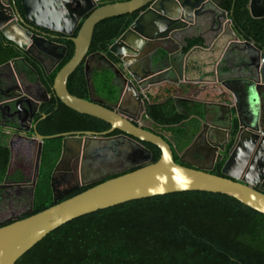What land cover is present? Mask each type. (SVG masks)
Returning a JSON list of instances; mask_svg holds the SVG:
<instances>
[{
	"label": "water",
	"instance_id": "95a60500",
	"mask_svg": "<svg viewBox=\"0 0 264 264\" xmlns=\"http://www.w3.org/2000/svg\"><path fill=\"white\" fill-rule=\"evenodd\" d=\"M104 1L108 0H19V10L16 0H0V34L24 52L30 53L32 48H39L41 45L61 47L62 54L58 57V63L64 57L66 48L55 43V36L43 30L60 33L72 42V57L54 77L52 89L55 96L69 109L110 125L106 132H88L87 135L107 141L114 139L105 137L108 134L116 130L121 132L120 137L128 138L132 144L128 153L129 168L138 167L63 201H59L61 198L55 196L51 187L52 199L56 204L31 216L13 219L5 225L0 224V264H15L48 233L68 221L127 201L151 196L185 191L218 193L264 214V49L258 48L253 41L239 39L231 28L227 13L214 0ZM208 2L214 3L221 12V17L226 20L224 28L231 36L230 42L236 41L247 50L244 55L239 54L238 59L250 58L252 51L255 52L254 71L251 74L256 77L254 83L262 89L259 98L263 102L249 111L253 124L249 127L241 122L237 108L232 112L231 107L235 102L227 93L226 101L202 102V114L197 117L199 128L189 146L201 139L206 146L211 147L216 161L209 166L189 164L182 159L180 153L177 154L179 164L175 163L173 144L167 142L163 136L147 130L140 123L136 124L118 106L109 109L99 102L78 98L68 92V77L78 66L83 64L85 77L89 81L94 66L101 65L111 72L120 99L131 96L138 106H142L145 91L168 79L163 77L166 69L164 66L165 63L169 65L171 52L164 45L174 41L176 34L195 26L200 21L203 6ZM247 9L254 19L264 17V0H249ZM137 10L142 11L127 30L108 47V52L115 61L101 52L87 54L94 28L100 21ZM77 27L76 36L72 37ZM42 50L46 52L45 49ZM13 64L14 61H10L4 65ZM36 81L41 87L37 76ZM41 88L44 96H47L46 90ZM195 97L196 94L189 98L174 97L178 113L187 114L181 105L183 101L199 103L195 101ZM23 99L27 103L33 102L28 96ZM35 104L37 107L39 103ZM142 115L146 116L144 107ZM21 126L19 122L18 127ZM33 129L35 130V125ZM33 136L37 141V150L29 185L30 206L38 177L43 141L53 137L41 136L36 131ZM73 139L82 140L78 134ZM141 143L151 144L159 150L156 162L150 163L151 151ZM65 144L66 139H63L62 155L66 149ZM219 160H223L221 176L210 173L214 163Z\"/></svg>",
	"mask_w": 264,
	"mask_h": 264
},
{
	"label": "trees",
	"instance_id": "16d2710c",
	"mask_svg": "<svg viewBox=\"0 0 264 264\" xmlns=\"http://www.w3.org/2000/svg\"><path fill=\"white\" fill-rule=\"evenodd\" d=\"M248 2L225 0L220 8L227 13L231 28L239 39L253 41L264 48V17L252 18L247 9ZM140 12L137 10L100 21L94 28L87 54L101 52L115 61L108 52L109 45L127 30ZM77 30L78 27L72 37L76 36ZM230 38L229 35L221 36L210 49L200 38L185 39L182 52L185 54L191 50L186 62L187 80L212 81L214 65ZM58 42L64 45L66 52L57 66L46 74L38 61L0 34V66L10 61L19 65L21 63L17 60H22L46 90L49 101L40 107L46 119L35 120L36 132L41 136H53L43 141L31 210L18 219L57 203L52 199L50 177L60 155L61 138L54 135L67 130L101 134L110 128L106 122L69 109L55 96L52 89L54 77L73 54L71 41L59 38ZM112 78L108 69L95 68L87 81L81 64L68 77L66 86L71 95L85 100L100 98L102 105L110 109L118 100V88ZM196 92V86L183 83L160 86L144 94L146 116H143V122L147 130L173 144V159L177 164V154L190 144L197 133V117L202 114V104L185 101L182 108L187 114L183 115L178 113L173 99L189 98ZM208 98L226 101L227 96L213 94ZM191 115L193 117L189 118ZM1 131L0 184L4 181L30 182L28 165L10 167L9 136ZM119 133L116 130L108 136ZM141 144L151 151L150 163L156 162L159 150L151 144ZM222 164L223 160L219 161L210 173L221 176ZM137 168L82 186L59 201ZM15 264H264V214L226 195L202 191L131 200L64 223L24 253Z\"/></svg>",
	"mask_w": 264,
	"mask_h": 264
},
{
	"label": "flooded vegetation",
	"instance_id": "af4514ba",
	"mask_svg": "<svg viewBox=\"0 0 264 264\" xmlns=\"http://www.w3.org/2000/svg\"><path fill=\"white\" fill-rule=\"evenodd\" d=\"M116 0H112L115 2ZM216 3L221 4L225 0H214ZM111 2V0L104 1ZM16 5L18 6L19 10L21 9L19 0H16ZM248 5V4H247ZM215 4L212 2H208L203 6L201 17L199 20L207 21L209 20L212 23V19L217 15ZM215 9V10H214ZM143 10V9H142ZM141 10V11H142ZM219 20V18H214V20ZM199 23V22H198ZM197 23V24H198ZM195 24V26L197 25ZM210 24V23H205ZM220 24V23H219ZM225 25V23H224ZM223 25V29L224 28ZM194 27V26H192ZM220 26L218 29L220 30ZM191 28V27H190ZM190 28H187L190 29ZM226 31V29H225ZM43 32L55 36L54 42L60 46H64L62 43L58 42V39H66L67 37L56 32H51L47 30H43ZM181 33V32H180ZM179 33V34H180ZM178 35V34H176ZM175 35V36H176ZM238 51L240 55H244L247 50L244 49L242 45H237ZM258 46V45H257ZM258 48H260L258 46ZM42 49H45L43 51ZM264 49V48H260ZM23 51V50H22ZM24 52V51H23ZM62 48L61 47H50L41 45L39 48H32L30 53L25 52L27 55L35 59L40 63L42 68L44 69L46 74H49L56 66L58 61V57L61 56ZM250 58L242 57L241 60L238 59L236 62L235 67L238 69V74L234 77L231 81L222 80L217 76V72L215 73V69L213 70V79L209 81L211 83L214 82L215 85L218 86L221 96L225 95L224 89H230L231 91V98L235 102L234 106L231 107L232 112H235L237 108L238 113L241 118V122L246 124V126H253L252 122H249L250 115L249 111L254 110L257 106L262 104L263 102L259 98V92L262 91L261 88L257 87L254 83L256 81V77L254 74H251L253 69V63L255 62L256 54L252 51ZM20 63L22 60H17ZM16 64V63H15ZM167 63H165L166 69L164 73V78L166 77L167 71ZM10 67V66H9ZM12 67V66H11ZM26 70L33 74V70L25 64ZM239 67V68H238ZM104 69L105 67L101 65H95L94 69ZM92 70V71H93ZM0 72V79L4 78L7 80L6 87H1L0 84V130L1 132L5 133L9 136V145L11 147L10 151L12 152V146L14 140L20 143H26L28 146L36 145L37 150V141L33 139V133L36 131V123L35 120H45L46 115L41 113L40 107L49 101V96H44L42 91V86L40 87L37 84V88L33 93L26 87V80L23 76H14L12 72L8 70V72ZM36 79V77H35ZM37 82V81H36ZM113 82V80H112ZM114 83V82H113ZM166 86V84H159L150 86L149 89L145 92L153 90L157 87ZM168 86V85H167ZM224 93V94H223ZM145 94V93H144ZM228 95V94H227ZM28 96L32 99L33 102L27 103L23 97ZM228 97V96H227ZM91 100L95 102H99L102 105V101L100 98L91 97ZM11 101V102H7ZM39 103L36 107L35 103ZM185 101L181 103L182 107L185 104ZM192 104V102H189ZM118 106L119 109L127 116H129L136 124H141L145 126L147 129L148 127L143 122V115H142V108H143V101L142 106H138L137 102L130 96V97H121L119 96L118 92V100L117 102L111 106V108ZM246 106L247 108L243 110V107ZM36 110V111H35ZM35 111V112H34ZM34 115L31 117V114ZM247 114L249 118L247 120ZM236 115V113H235ZM39 116V118H38ZM226 120V118H225ZM234 120V119H232ZM235 120H237L235 118ZM19 122H21L22 126L18 127ZM33 125H35V130L33 129ZM90 131H81V130H67L62 132L58 135H54V137L61 138V148H62V140L66 139L65 144V152L63 155H60L58 160L55 163L53 168L51 177H50V187L53 188L56 197H66L68 194L76 191L82 186H86L88 184H92L98 182L110 175L123 173L129 168V157L128 153L132 149V144L128 138L120 137L122 133L115 134V135H107V138H114L113 140H97L87 133ZM37 133V132H36ZM93 133V132H92ZM38 134V133H37ZM79 135L82 138L81 141L73 139L76 135ZM100 137V136H99ZM191 143V142H190ZM190 145V144H189ZM187 146L182 152H180V156L184 161L189 164L199 166V167H206L209 166L215 158V153L211 147L206 146L205 142L201 139H198L194 145ZM35 155L33 165L35 162ZM12 159V153H11ZM179 160V157H178ZM221 161V160H219ZM215 162L214 166L219 163ZM27 162V161H26ZM85 169H88L90 179L88 181H82L81 176L85 174ZM90 169V170H89ZM93 172H99V175L93 174ZM96 170V171H95ZM96 176V177H93ZM28 182H9L4 181V183L0 184V190L8 188L9 194L16 193L17 195H24V192H28L26 185ZM52 184V186H51ZM264 189V186L262 187ZM52 191V189H51ZM29 193V192H28ZM31 194V189H30ZM31 206L26 212H29Z\"/></svg>",
	"mask_w": 264,
	"mask_h": 264
},
{
	"label": "crops",
	"instance_id": "0c3cea01",
	"mask_svg": "<svg viewBox=\"0 0 264 264\" xmlns=\"http://www.w3.org/2000/svg\"><path fill=\"white\" fill-rule=\"evenodd\" d=\"M216 9V10H215ZM216 11L215 14H217L214 18H219V20L212 19V23L207 20L203 21L200 20L199 23L192 27L190 29H185L180 34L175 36V40L171 42H167L164 46L171 52L169 55V65L167 66L166 71V77L163 84L169 85V86H179L183 83L186 84H193V86H196L198 89V92H196L195 101L202 104L203 103H209L211 99L208 98L209 95H219L220 90L217 85L209 81H203V80H187V68H186V62H187V56L188 53H183L182 48L184 47V41L185 39L189 38H200L203 40L204 46L207 49H210L214 44H216L221 36L223 35H229L225 29H223V25L226 20H224L221 17V12L215 8ZM210 23V24H205ZM220 23V24H219ZM220 30L218 29V26H220ZM230 36V35H229ZM231 37V36H230ZM231 39V38H230ZM240 45L238 42L233 41L230 42V40L226 43L219 59L214 65L215 73L217 72V76H219L222 80L231 81L236 75L238 74V69L235 67L236 62L238 61L239 51L238 46ZM16 64L14 63L12 67L4 65L0 66V72H12V75L14 76H23L24 73H27L28 70H26V67L24 64L21 63L20 69L18 70L16 68ZM30 73V72H28ZM35 77V76H34ZM187 80V81H186ZM1 87H6L7 80L4 78L0 79ZM26 87L30 90L31 93L35 91L37 88V82L36 79L33 81L31 80L30 83H26ZM224 92L228 94L229 98H231V92L228 91L227 88L224 89ZM234 103V102H233ZM247 107L244 106L243 110H245ZM247 120L249 118V115L246 112ZM249 122H251V117L249 119ZM207 167V166H206ZM31 178V176H30Z\"/></svg>",
	"mask_w": 264,
	"mask_h": 264
},
{
	"label": "rangeland",
	"instance_id": "374dc122",
	"mask_svg": "<svg viewBox=\"0 0 264 264\" xmlns=\"http://www.w3.org/2000/svg\"><path fill=\"white\" fill-rule=\"evenodd\" d=\"M21 64L17 65L16 68L19 70ZM23 78L26 80V83H30V81L34 80L35 77L32 73H24ZM34 146H28L25 142L20 143L14 140L13 146H12V159L10 160L12 168L16 167H22L25 165H28V168L30 169L29 173L27 174L29 177L32 176V170H33V160H34V154H35V147ZM27 161V162H26ZM90 170V169H89ZM85 174L81 176L82 181H88L90 179L89 171L88 169H85ZM96 171V170H95ZM93 174L99 175V172H93ZM93 177H96L93 175ZM31 180V178H29ZM29 183V182H28ZM30 184H27L26 187L28 189V192H24V195L21 197V195H17L15 192L9 194L8 188H3L0 190V224L7 222L9 220L16 219L23 214L26 213V211L29 208L30 205Z\"/></svg>",
	"mask_w": 264,
	"mask_h": 264
},
{
	"label": "clouds",
	"instance_id": "9594fccd",
	"mask_svg": "<svg viewBox=\"0 0 264 264\" xmlns=\"http://www.w3.org/2000/svg\"><path fill=\"white\" fill-rule=\"evenodd\" d=\"M30 182H31V180H30ZM30 182L28 184H30Z\"/></svg>",
	"mask_w": 264,
	"mask_h": 264
}]
</instances>
